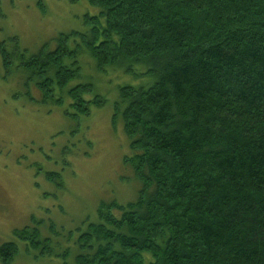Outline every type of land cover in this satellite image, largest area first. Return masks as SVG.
Instances as JSON below:
<instances>
[{
    "label": "trees",
    "instance_id": "1",
    "mask_svg": "<svg viewBox=\"0 0 264 264\" xmlns=\"http://www.w3.org/2000/svg\"><path fill=\"white\" fill-rule=\"evenodd\" d=\"M89 2L99 10L87 16L92 28L61 33L53 49L3 41L4 74L19 72L41 92L37 103L68 104L70 116L105 103L86 98L92 83L71 84L80 56L101 72L144 76L119 86L113 114L141 189L127 203L101 202L95 221L69 232L72 246L38 227L15 235L62 264H264V0ZM18 252L7 241L0 260Z\"/></svg>",
    "mask_w": 264,
    "mask_h": 264
},
{
    "label": "rangeland",
    "instance_id": "2",
    "mask_svg": "<svg viewBox=\"0 0 264 264\" xmlns=\"http://www.w3.org/2000/svg\"><path fill=\"white\" fill-rule=\"evenodd\" d=\"M98 12L89 0H0V45L6 41L13 49L18 37L19 46L30 52L44 45L53 49L61 33L88 32L87 16ZM79 59L81 76L71 84L92 83L94 91L86 98L99 94L105 103L92 106L88 115L70 116L68 104L37 103L41 92L19 72L6 78L0 53V245L15 241L19 246L9 264L63 263L62 257L27 250L16 229L38 227L42 237L72 246L69 232L76 238L95 221L101 202L127 203L141 189L127 161L135 154L131 140L113 114L119 86L140 84L144 76L121 68L101 72L88 55ZM68 260L73 264L72 257Z\"/></svg>",
    "mask_w": 264,
    "mask_h": 264
}]
</instances>
